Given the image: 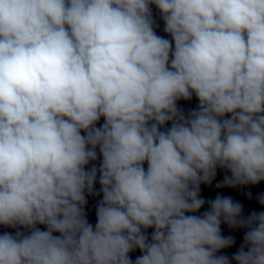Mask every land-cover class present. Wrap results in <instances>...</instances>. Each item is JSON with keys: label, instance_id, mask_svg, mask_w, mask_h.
Here are the masks:
<instances>
[{"label": "clouds", "instance_id": "obj_1", "mask_svg": "<svg viewBox=\"0 0 264 264\" xmlns=\"http://www.w3.org/2000/svg\"><path fill=\"white\" fill-rule=\"evenodd\" d=\"M262 182L264 0H0V264H264Z\"/></svg>", "mask_w": 264, "mask_h": 264}]
</instances>
